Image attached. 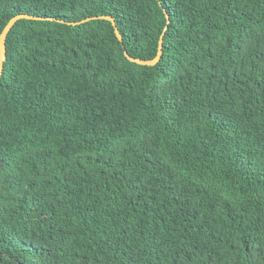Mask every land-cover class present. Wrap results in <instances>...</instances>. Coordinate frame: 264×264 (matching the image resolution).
<instances>
[{
  "label": "trees",
  "instance_id": "obj_1",
  "mask_svg": "<svg viewBox=\"0 0 264 264\" xmlns=\"http://www.w3.org/2000/svg\"><path fill=\"white\" fill-rule=\"evenodd\" d=\"M19 14L0 264H264V0H0V33ZM94 16L121 41L67 24Z\"/></svg>",
  "mask_w": 264,
  "mask_h": 264
},
{
  "label": "water",
  "instance_id": "obj_2",
  "mask_svg": "<svg viewBox=\"0 0 264 264\" xmlns=\"http://www.w3.org/2000/svg\"><path fill=\"white\" fill-rule=\"evenodd\" d=\"M165 17H166V22L168 23V21H169L168 15L165 14ZM43 19L44 18L34 17V16H31V15L19 14V15H16V16L12 17L7 22V24L4 26V28L2 29V31L0 33V76H1L2 70H3V63H4L5 59H6L5 39H6V36H7L8 32L13 27V25L18 20H43ZM95 19H101V20L109 21L111 23L113 29H114V33H115L116 38L119 41H121V36H120V34H119V32H118V30L116 28L115 21L110 16H94V17L86 18V19L82 20L81 22H76V23L67 22V24L68 25H77V24L84 23V22H87L89 20H95ZM46 20H52V19H46ZM166 29H167V26L164 27L163 32H162V34L159 37L157 52H156V55H155L154 58H152L150 60H140V59H137V58L130 57L127 53H124V55L127 58V60L132 62V63L138 64V65H142V66H153V65H155L159 61V59L161 57L162 40H163V36H164V33H165Z\"/></svg>",
  "mask_w": 264,
  "mask_h": 264
}]
</instances>
